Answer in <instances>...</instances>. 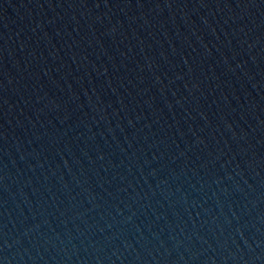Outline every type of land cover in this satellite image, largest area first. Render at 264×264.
Wrapping results in <instances>:
<instances>
[{
	"label": "water",
	"instance_id": "1",
	"mask_svg": "<svg viewBox=\"0 0 264 264\" xmlns=\"http://www.w3.org/2000/svg\"><path fill=\"white\" fill-rule=\"evenodd\" d=\"M0 264H264V0H0Z\"/></svg>",
	"mask_w": 264,
	"mask_h": 264
}]
</instances>
